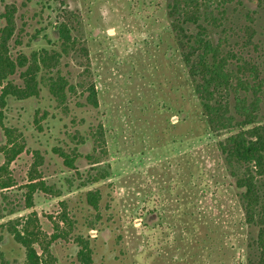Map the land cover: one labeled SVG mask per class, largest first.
<instances>
[{
  "label": "rangeland",
  "instance_id": "obj_1",
  "mask_svg": "<svg viewBox=\"0 0 264 264\" xmlns=\"http://www.w3.org/2000/svg\"><path fill=\"white\" fill-rule=\"evenodd\" d=\"M168 2L0 0V28L5 7L15 9L8 43L13 59L41 49L61 53L53 27L64 19L75 39L59 59V74L75 89L64 104L41 83L37 97L9 99L3 110V125L21 135L25 148L9 165L15 185L2 192L7 203L0 198L6 208L0 224L34 212L43 231L52 234L56 223L67 229L59 222L65 208L71 234L89 233L93 264H243V254L253 255L249 245L256 229L243 223L234 179L217 146L226 134L206 129L171 32ZM221 24L214 39L220 34L228 41L224 49L243 50L263 77L264 0L228 5ZM247 26L255 47H242ZM10 79L21 84L17 74ZM89 84L97 107L86 104L83 90ZM257 123L264 125V86ZM99 124L105 132L99 165L109 176L86 184L91 170L86 156L94 146L89 132ZM55 149L75 150L74 168ZM34 151L43 159L42 180L59 197L36 192L33 207L24 209ZM3 163L0 154V167ZM95 189L101 195L99 219L85 201V193ZM89 223L94 230L87 231ZM71 234L51 247L58 264H77ZM0 250L8 264H22L23 249L1 228Z\"/></svg>",
  "mask_w": 264,
  "mask_h": 264
},
{
  "label": "trees",
  "instance_id": "obj_2",
  "mask_svg": "<svg viewBox=\"0 0 264 264\" xmlns=\"http://www.w3.org/2000/svg\"><path fill=\"white\" fill-rule=\"evenodd\" d=\"M238 1L169 0L167 14L206 129L210 133L226 134L217 146L230 176L234 179L243 223L256 229L249 245L253 255L243 254L242 263L264 264V125L257 123L263 98L264 74L260 77L261 66L247 54H243V50H226L223 44L228 43L227 39L220 34L217 39L213 37L215 29L222 26L227 6ZM14 13L13 6L5 7L1 15L5 24L0 28V128L5 136V143L0 145V154L4 159L0 167L2 202L7 200L2 192L15 185L9 165L25 148L21 135L2 123L3 110L8 100L20 101L37 97L41 83L60 105L65 103L67 93L75 92L74 87L58 72L60 54H67L75 44L69 21L64 19L53 27L61 41V53L41 49L33 51L28 58L20 53L13 59L8 43L15 30ZM244 35L242 47H255L252 27H245ZM16 74L21 81L20 85L10 79ZM83 92L86 93V104L97 107V92L93 84H89ZM104 134L101 124L89 132L94 146L92 153L86 156L91 165L86 184L97 183L109 176L108 168L99 165L101 157L97 153L98 150L101 155L105 154ZM55 152L62 157L65 166L74 168L73 163L78 157L75 150L67 153L55 149ZM33 158L27 183L23 186L24 209L33 207V195L36 192L59 197V193L42 180L39 167L43 164V159L38 151H34ZM100 198L97 189L85 193L86 203L97 214ZM5 209L0 204V220L4 217L2 212ZM11 213L12 210L9 214ZM67 216L68 213L63 208L59 222L67 229L60 228L59 223H56L52 234L43 231L34 212L22 219L0 224V228L23 249L22 264H58L51 247L58 239L68 240L72 233L73 223ZM96 218L99 219V214ZM94 229V223H89L87 231ZM71 236L77 248V264H93L94 247L89 233H76ZM7 262L0 250V264H8Z\"/></svg>",
  "mask_w": 264,
  "mask_h": 264
}]
</instances>
